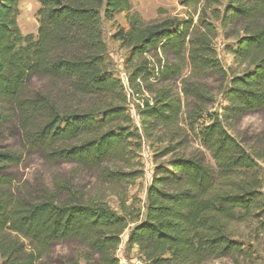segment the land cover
I'll return each instance as SVG.
<instances>
[{"label": "trees", "instance_id": "1", "mask_svg": "<svg viewBox=\"0 0 264 264\" xmlns=\"http://www.w3.org/2000/svg\"><path fill=\"white\" fill-rule=\"evenodd\" d=\"M38 1L36 33L22 35L18 0H0V123L15 120L25 146L46 160L93 170L120 211L106 193L66 201L0 194V264H52L53 245L67 240L87 251L56 264H118L126 229L127 246L145 264L225 257L240 264L264 233V157L229 125L264 112V0H179L183 17L147 20L132 0ZM119 13L127 28L118 26L113 38L128 52L126 84L108 60L102 32L103 20ZM220 31L232 40L234 68L218 56ZM151 78L162 82L145 85ZM145 90L137 127L128 95ZM219 93L225 105L216 111ZM189 134L211 162L171 157L152 176L145 211L137 199L129 202L128 188L144 173L142 142L165 135L162 152L170 154ZM18 162L16 153L0 151V184L1 171Z\"/></svg>", "mask_w": 264, "mask_h": 264}, {"label": "rangeland", "instance_id": "2", "mask_svg": "<svg viewBox=\"0 0 264 264\" xmlns=\"http://www.w3.org/2000/svg\"><path fill=\"white\" fill-rule=\"evenodd\" d=\"M133 8L139 12L144 19L163 17L165 15H177L183 17L185 8L180 5L179 0H132ZM38 0H18L17 22L22 35L33 34L37 30V10ZM196 18V16H194ZM118 26L127 28L124 13H119L113 21L103 20V39L107 45L108 60L116 76L126 84V71L124 63L127 58V50L122 48L118 41L113 38ZM232 40L225 39L221 31L215 39V45L222 65L235 67L231 54L228 53ZM157 86L162 81L151 78L149 82ZM210 83L216 90L220 85L217 79H211ZM178 87V86H177ZM126 92L129 90L126 86ZM143 93V94H142ZM148 97L149 92H139V95H128V111L134 124L139 127L138 108H141L142 97ZM225 105L224 96L216 95L213 109L219 111ZM1 110V105H0ZM230 132L235 135L246 148L253 152L263 154L264 157V112H252L245 114L237 122H231ZM163 142L158 140L150 143L142 142L139 151L140 160L143 163L144 173L142 177L136 179L134 184L128 188L129 202L137 199L138 207L145 211L146 190L151 182L152 176L156 173L159 165H166L171 157L176 155L194 156L204 163H210L209 153L198 144L194 134H189L187 139L170 154H164L163 148L167 146V136L164 135ZM0 151H10L20 157V162L7 164L1 171L2 181L0 184L1 195H21L26 197L40 198L43 195L51 194L59 201H66L73 195H83L84 197L97 196L106 193V201L116 211L119 210L118 201L115 196L108 194L109 185L103 184L97 174L80 164L68 162H50L36 150L25 146L20 138L18 124L15 120L0 123ZM264 159V158H263ZM264 168V161L262 163ZM129 230L126 229L121 236V243L115 251L118 264H139L142 262L136 247H128L126 242ZM252 251L246 256L240 257V264H264V233H260L252 243ZM83 244L74 240H67L56 243L52 247L50 254L51 263L56 264L60 260L75 258L86 252ZM81 264H85L80 259ZM90 264H97L90 260ZM210 264H236L235 258L225 257L213 259Z\"/></svg>", "mask_w": 264, "mask_h": 264}, {"label": "built area", "instance_id": "3", "mask_svg": "<svg viewBox=\"0 0 264 264\" xmlns=\"http://www.w3.org/2000/svg\"><path fill=\"white\" fill-rule=\"evenodd\" d=\"M139 264H145V263L142 261V262H140Z\"/></svg>", "mask_w": 264, "mask_h": 264}]
</instances>
